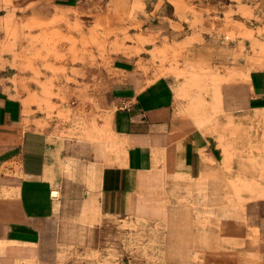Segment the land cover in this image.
I'll return each instance as SVG.
<instances>
[{
	"label": "rangeland",
	"instance_id": "rangeland-1",
	"mask_svg": "<svg viewBox=\"0 0 264 264\" xmlns=\"http://www.w3.org/2000/svg\"><path fill=\"white\" fill-rule=\"evenodd\" d=\"M18 9L23 13L10 3L0 22V70L26 116L119 154L109 144L107 105L112 87L126 82L118 70L126 58L139 83L167 76L180 113L224 151L213 164L221 174L195 181L194 191L180 182L185 189L170 190L169 205L161 184L145 177L137 193L118 199L125 217L100 214L77 181L84 197L58 210L60 236L47 264H255V237L238 241L229 226L242 224L249 205L264 196V140L255 143L247 111L236 121V112L223 108L241 101L240 93L226 96L228 86L264 67V0H82L46 14L16 15ZM85 173L87 180L96 176L95 169ZM190 230H213L212 238H190Z\"/></svg>",
	"mask_w": 264,
	"mask_h": 264
},
{
	"label": "crops",
	"instance_id": "crops-1",
	"mask_svg": "<svg viewBox=\"0 0 264 264\" xmlns=\"http://www.w3.org/2000/svg\"><path fill=\"white\" fill-rule=\"evenodd\" d=\"M81 1L0 0V22L10 3L24 10H16V15H31L74 8ZM120 61L123 64L118 70L123 71L126 82L112 87L107 105L109 144L119 154L106 146L100 150L94 140H69L54 124L26 116L27 106L13 95L3 81L7 75L0 70V264H47L50 248L60 236L58 210L65 201L84 197L77 194L82 185H86L81 190L87 200L97 202L100 214L125 217L128 212L116 210L118 199L137 193L149 176L161 184L169 205L168 192L185 189L180 182H191L188 190L194 191L198 189L195 181L221 174L222 167L213 164L217 156L224 158V151L212 145V133L197 127L190 115L180 113L181 104L168 77L145 85L136 81L131 60ZM228 87L231 90L226 96L231 99L240 93L241 101L225 103L224 111L236 112V121L247 111L255 121V143L263 142L264 67L255 68L246 81ZM92 169L96 176L87 180L85 172ZM207 184L204 186L210 188ZM171 205L189 207L192 203L173 201ZM249 206L244 220L237 221L242 224L230 222L229 228L239 231L235 235L238 241L255 237V264H264V196L256 197ZM212 232L190 230L189 237L212 238ZM214 232L221 237V231ZM204 264L216 263L204 260Z\"/></svg>",
	"mask_w": 264,
	"mask_h": 264
}]
</instances>
